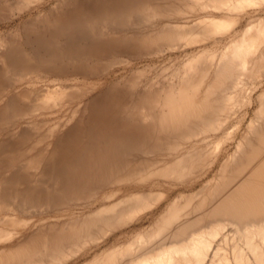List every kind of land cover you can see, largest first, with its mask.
Masks as SVG:
<instances>
[{"label": "bare ground", "instance_id": "1", "mask_svg": "<svg viewBox=\"0 0 264 264\" xmlns=\"http://www.w3.org/2000/svg\"><path fill=\"white\" fill-rule=\"evenodd\" d=\"M6 25L0 264H264V0H0Z\"/></svg>", "mask_w": 264, "mask_h": 264}, {"label": "rangeland", "instance_id": "2", "mask_svg": "<svg viewBox=\"0 0 264 264\" xmlns=\"http://www.w3.org/2000/svg\"><path fill=\"white\" fill-rule=\"evenodd\" d=\"M11 27H14L13 25H6V27L5 26H0V31H3L4 29L5 30H9V29H11ZM3 30H2V29ZM163 59V58H162ZM172 59V58H171ZM147 60L148 61H152L153 60V57H146V58H139V59H136L135 60V62H134V66L135 67H140V66H142L145 62H147ZM162 61H164V62H166V64L165 65H167V64H170V63H168V62H171L170 60H169V58H167V57H165V59H163ZM141 62V63H140ZM144 62V63H143ZM140 63V64H139ZM125 67H127V64H119V65H117V66H115V67H113L112 69H110L109 71H107L108 72V74L110 73V74H116V73H118V74H120L121 72H123L124 70H125ZM107 74V75H108ZM38 88V87H37Z\"/></svg>", "mask_w": 264, "mask_h": 264}]
</instances>
